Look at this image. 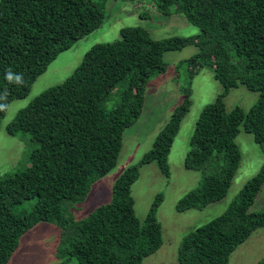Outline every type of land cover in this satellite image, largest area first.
I'll use <instances>...</instances> for the list:
<instances>
[{
    "label": "trees",
    "instance_id": "16d2710c",
    "mask_svg": "<svg viewBox=\"0 0 264 264\" xmlns=\"http://www.w3.org/2000/svg\"><path fill=\"white\" fill-rule=\"evenodd\" d=\"M155 3L165 15L184 13L200 32L155 38L146 27L125 26L120 39L94 44L66 80L40 93L8 124L10 133L29 132L38 146L25 168L0 176V264L9 262L22 236L40 221L65 229L62 256L78 264H143L162 246L157 212L163 194L157 195L142 222L132 185L146 163L156 161L170 174L169 154L190 110L189 95L173 111L153 147L116 180L112 201L72 222L66 209L117 164L124 131L143 112L148 83L168 69L167 51L198 47L186 59L192 72L210 66L225 86L199 116L185 159L187 168L199 170L213 162L216 169L177 202L178 210L202 209L227 195L242 160L237 142L241 127L264 146V0ZM105 19L99 0H0V130L12 100L27 96L62 51ZM9 70L21 74L23 83H9L5 79ZM120 84L124 88L119 101L109 108L107 101ZM241 84L258 91V101L248 110L228 109L225 96ZM263 184L264 164L224 212L185 235L178 252L180 264H229L232 253L264 226V209H251ZM33 198L31 210H17Z\"/></svg>",
    "mask_w": 264,
    "mask_h": 264
},
{
    "label": "rangeland",
    "instance_id": "374dc122",
    "mask_svg": "<svg viewBox=\"0 0 264 264\" xmlns=\"http://www.w3.org/2000/svg\"><path fill=\"white\" fill-rule=\"evenodd\" d=\"M99 1L104 5L105 22L71 48L62 51L34 82L29 94L10 103L0 130V176L25 168L30 163L31 151L38 146V142L29 132L10 133L8 124L40 93L66 80L94 44L120 39L121 30L125 26L146 27L155 38L191 36L200 32L199 27L192 24L184 13L163 14L155 0ZM144 11H149L151 15L144 14ZM197 50L198 47L188 45L180 50L166 52L168 69L153 76L148 83L143 112L139 119L124 131V144L117 164L108 174L97 179L82 199L67 205L66 218L72 222L87 217L102 204L112 201L116 180L153 147L173 111L189 95L192 100L190 110L182 121L169 154L170 174L162 172L156 161L146 163L140 169V177L132 185L136 213L142 222H145L157 195L163 194L157 212L162 224L163 244L157 251L146 256L143 264H180L178 252L185 235L224 212L245 183L257 174L264 164V146L255 139L253 133L241 127L237 142L242 150V160L227 195L202 209H177V202L196 188L208 171L216 169L213 162L199 170L187 168L185 165L199 116L225 89L210 66H203L192 72L186 59ZM123 88L124 85L120 84L112 93L107 101L109 108L117 104ZM259 96L258 91L241 84L230 88L225 102L228 109L241 106L248 110L258 101ZM35 202L36 198L27 200L19 204L17 210H31ZM251 209H264V184ZM64 232L65 229L57 223L40 221L22 236L18 249L6 264H78L76 259L67 261V256H62ZM262 262L264 226L258 228L232 253L229 264Z\"/></svg>",
    "mask_w": 264,
    "mask_h": 264
},
{
    "label": "clouds",
    "instance_id": "9594fccd",
    "mask_svg": "<svg viewBox=\"0 0 264 264\" xmlns=\"http://www.w3.org/2000/svg\"><path fill=\"white\" fill-rule=\"evenodd\" d=\"M5 79L9 82V83H16V84H22L23 83V76L19 73L17 74H13L11 72V70H9L6 75H5Z\"/></svg>",
    "mask_w": 264,
    "mask_h": 264
}]
</instances>
